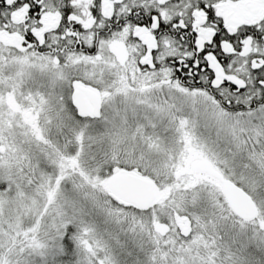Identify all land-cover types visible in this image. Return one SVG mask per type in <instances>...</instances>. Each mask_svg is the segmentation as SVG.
Returning a JSON list of instances; mask_svg holds the SVG:
<instances>
[{
  "label": "snow or ice",
  "instance_id": "1",
  "mask_svg": "<svg viewBox=\"0 0 264 264\" xmlns=\"http://www.w3.org/2000/svg\"><path fill=\"white\" fill-rule=\"evenodd\" d=\"M0 264H264V0H0Z\"/></svg>",
  "mask_w": 264,
  "mask_h": 264
}]
</instances>
